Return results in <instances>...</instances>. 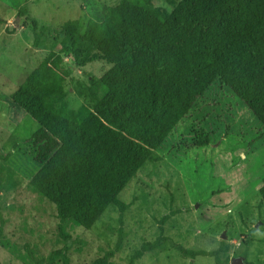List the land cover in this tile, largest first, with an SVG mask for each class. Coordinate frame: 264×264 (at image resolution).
<instances>
[{
    "label": "trees",
    "instance_id": "1",
    "mask_svg": "<svg viewBox=\"0 0 264 264\" xmlns=\"http://www.w3.org/2000/svg\"><path fill=\"white\" fill-rule=\"evenodd\" d=\"M144 2L102 5L95 17L68 20L54 31L70 46L79 67L94 61L110 65L99 79L90 80V106L68 107L63 75L43 65L11 97L59 141L30 178L59 221L88 230L110 205L118 209L115 246L91 264H115L111 259L121 248L130 206L120 193L145 163L161 160L155 152L205 104L215 84L264 126V0H177L170 12ZM18 13L36 36L46 32L42 26L36 32L38 22L25 6ZM195 137L203 145L210 138L205 133ZM259 193L264 203V183ZM176 213L157 219V237L143 241L125 264H139L146 253L165 245L183 257L209 255L221 264L217 252L186 249L164 234V224ZM59 235L64 245L46 258L27 247L32 264H71V234L60 227Z\"/></svg>",
    "mask_w": 264,
    "mask_h": 264
},
{
    "label": "rangeland",
    "instance_id": "2",
    "mask_svg": "<svg viewBox=\"0 0 264 264\" xmlns=\"http://www.w3.org/2000/svg\"><path fill=\"white\" fill-rule=\"evenodd\" d=\"M172 11L177 0H151ZM144 0H0V264H32L27 247L46 258L64 245L59 228L71 234V264H91L115 246L118 209L113 204L91 229L62 224L55 207L30 185V178L59 146L11 97L38 65L60 72L67 105L90 106V80L110 67L94 61L74 62L70 46L54 31L64 22L96 16L102 5ZM35 18L45 33L23 26L19 9ZM37 38L38 43L34 41ZM80 40V39H78ZM85 48V47H84ZM205 103L184 119L120 193L130 204L123 241L111 259L125 264L143 241L154 240L157 219L177 210L164 224V234L186 249L215 251L221 264L235 258L264 264V126L248 107L215 84ZM196 133L210 137L198 143ZM224 261V263H223ZM56 264H60L59 262ZM139 264H216L211 256L183 257L165 245L146 253Z\"/></svg>",
    "mask_w": 264,
    "mask_h": 264
},
{
    "label": "water",
    "instance_id": "3",
    "mask_svg": "<svg viewBox=\"0 0 264 264\" xmlns=\"http://www.w3.org/2000/svg\"><path fill=\"white\" fill-rule=\"evenodd\" d=\"M230 264H246V262L241 258H235L231 261Z\"/></svg>",
    "mask_w": 264,
    "mask_h": 264
}]
</instances>
